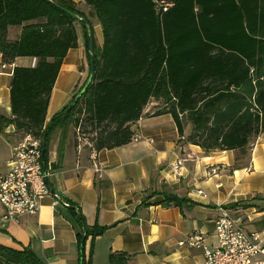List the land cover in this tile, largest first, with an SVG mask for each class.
<instances>
[{
    "label": "trees",
    "instance_id": "1",
    "mask_svg": "<svg viewBox=\"0 0 264 264\" xmlns=\"http://www.w3.org/2000/svg\"><path fill=\"white\" fill-rule=\"evenodd\" d=\"M84 1L101 26V48L90 21L71 0H0L1 64L19 57L38 60L33 67H14L12 117L3 123L12 124L22 138H39L45 162L56 129H72L76 143L95 151L129 144L137 121L154 100L159 104L152 115L172 117L181 147L233 151L234 167L248 166L253 144L264 133V0H165L173 3L166 11L156 0ZM70 12L90 24L94 77L75 106L69 108L86 81L46 123L62 61L78 46L76 23L90 72L87 28ZM10 27H21L18 39L8 38ZM164 201L187 203L169 193ZM68 211L79 228L78 246L90 238L92 252L95 238L107 227L88 226L73 206ZM130 258L111 252L108 260L129 264ZM0 264L44 263L29 246L0 244Z\"/></svg>",
    "mask_w": 264,
    "mask_h": 264
},
{
    "label": "crops",
    "instance_id": "2",
    "mask_svg": "<svg viewBox=\"0 0 264 264\" xmlns=\"http://www.w3.org/2000/svg\"><path fill=\"white\" fill-rule=\"evenodd\" d=\"M71 1L90 21L101 48L102 30L91 8L84 0ZM75 28L78 46L69 49L62 61L46 123L70 102L89 75L82 29L78 23ZM20 31L21 27H10L8 38L18 39ZM37 61L19 57L13 64H1L0 56V174L7 172L12 148L22 140L12 124L3 123L12 117L13 69L33 67ZM158 104L154 100L147 104L135 125L133 141L115 149L92 150L87 143H76L72 129H56L43 162L47 184L55 193L42 199L37 216L8 221L0 207V244L15 249L29 246L44 264H80L79 228L68 211L70 206L81 212L88 226L107 227L95 238L92 252L90 238L85 241V264H109L111 252L129 254V264H205L201 249L181 247L178 242L197 232L208 246H214L215 221L222 210L242 217L246 230L261 228L264 133L253 144L248 166L236 168L233 151L204 153L197 145L181 147L172 117L152 115ZM179 159L185 162L175 172L171 164ZM166 193L187 203H166Z\"/></svg>",
    "mask_w": 264,
    "mask_h": 264
},
{
    "label": "built area",
    "instance_id": "3",
    "mask_svg": "<svg viewBox=\"0 0 264 264\" xmlns=\"http://www.w3.org/2000/svg\"><path fill=\"white\" fill-rule=\"evenodd\" d=\"M156 3L162 11L173 5L165 0H156ZM184 162L179 159L172 163V170L179 172ZM46 176L42 167L41 140L26 135L12 148L7 172L0 174L3 219L15 221L37 216L42 199L50 194ZM64 205L68 203L64 202ZM214 237L216 243L210 247L199 233L194 232L178 245L201 249L205 264H264V218L261 228L249 231L245 229L242 217L231 216L222 210L215 221Z\"/></svg>",
    "mask_w": 264,
    "mask_h": 264
},
{
    "label": "water",
    "instance_id": "4",
    "mask_svg": "<svg viewBox=\"0 0 264 264\" xmlns=\"http://www.w3.org/2000/svg\"><path fill=\"white\" fill-rule=\"evenodd\" d=\"M70 15L73 16L74 18H76L78 21L83 22L86 25L87 32H88V35H89V50H88V52H89V59H90V61H89V63H90V72H89V75H88V78H87L85 84L83 85L81 90L76 94V96L74 97L73 101L71 102L69 108H71V107L76 105V103L80 100L81 96L84 94V92L86 91L87 87L92 82V79L94 77L93 39H92V35H91L90 24L88 23V21L84 17H79L78 15H76L74 13H71V12H70ZM42 167H43V172L45 174L46 171H45V167H44L43 161H42ZM50 192L52 194L55 193V191L53 189H50ZM83 250H84V242H82L80 244V248H79V261H80V264L83 263Z\"/></svg>",
    "mask_w": 264,
    "mask_h": 264
},
{
    "label": "rangeland",
    "instance_id": "5",
    "mask_svg": "<svg viewBox=\"0 0 264 264\" xmlns=\"http://www.w3.org/2000/svg\"><path fill=\"white\" fill-rule=\"evenodd\" d=\"M18 137H20V134H18Z\"/></svg>",
    "mask_w": 264,
    "mask_h": 264
}]
</instances>
